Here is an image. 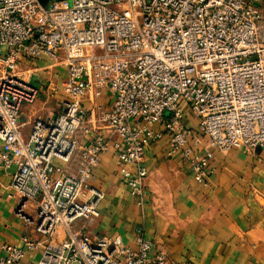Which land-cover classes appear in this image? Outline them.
<instances>
[{"label": "built area", "instance_id": "2783aa9c", "mask_svg": "<svg viewBox=\"0 0 264 264\" xmlns=\"http://www.w3.org/2000/svg\"><path fill=\"white\" fill-rule=\"evenodd\" d=\"M41 56L66 64L68 98L25 137L21 107L38 90L18 71ZM95 88H108L113 102L98 120L108 133L92 136L82 100ZM186 109L198 129L186 126ZM164 133L168 155L181 153L204 185L213 173L209 146L264 151V0H0V171L11 174L15 215L41 236L0 243V264L37 249V264H168L150 259L141 228L136 249L72 230L99 216L104 194L91 179L108 141L120 139V173L143 206L146 146Z\"/></svg>", "mask_w": 264, "mask_h": 264}, {"label": "crops", "instance_id": "0c3cea01", "mask_svg": "<svg viewBox=\"0 0 264 264\" xmlns=\"http://www.w3.org/2000/svg\"><path fill=\"white\" fill-rule=\"evenodd\" d=\"M19 74L38 90L33 103H24L19 120L28 137L37 118L51 122L63 110L68 95L63 90L67 66L41 56L23 59ZM113 96L108 88H95L82 100L91 135L108 133L100 129L101 111L108 110ZM185 124L198 129L197 119L186 109ZM93 127H97L96 129ZM163 130L160 125L153 126ZM198 131V130H197ZM90 135V136H91ZM80 140L86 136L80 134ZM121 142L114 136L93 170L91 186L104 194L99 216L81 219L74 232L89 237H120L137 248L138 228L152 241L150 259L165 257L168 264H264V151L231 149L221 151L203 143L213 154V173L208 185L194 178L192 165L181 153L169 156L170 136L146 146L144 165L148 170L143 206L137 204L120 173ZM0 140V149H1ZM76 156L67 164L75 169ZM60 164L59 161L56 162ZM135 172V166L130 165ZM11 174L0 171V243L18 245L23 235L41 236L28 230L15 215L17 200L10 196ZM75 224L77 226H75ZM0 251V255H1ZM42 250L29 251L19 264H37Z\"/></svg>", "mask_w": 264, "mask_h": 264}, {"label": "water", "instance_id": "95a60500", "mask_svg": "<svg viewBox=\"0 0 264 264\" xmlns=\"http://www.w3.org/2000/svg\"><path fill=\"white\" fill-rule=\"evenodd\" d=\"M60 1V0H41L43 6H48L51 2Z\"/></svg>", "mask_w": 264, "mask_h": 264}, {"label": "rangeland", "instance_id": "374dc122", "mask_svg": "<svg viewBox=\"0 0 264 264\" xmlns=\"http://www.w3.org/2000/svg\"><path fill=\"white\" fill-rule=\"evenodd\" d=\"M75 226H77V225L75 224Z\"/></svg>", "mask_w": 264, "mask_h": 264}]
</instances>
